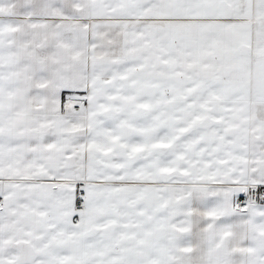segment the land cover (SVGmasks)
I'll list each match as a JSON object with an SVG mask.
<instances>
[{
    "label": "snow or ice",
    "instance_id": "6c2138e0",
    "mask_svg": "<svg viewBox=\"0 0 264 264\" xmlns=\"http://www.w3.org/2000/svg\"><path fill=\"white\" fill-rule=\"evenodd\" d=\"M0 264H264V0H0Z\"/></svg>",
    "mask_w": 264,
    "mask_h": 264
}]
</instances>
